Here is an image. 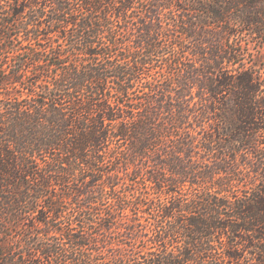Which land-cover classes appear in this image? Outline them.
Segmentation results:
<instances>
[{
    "label": "trees",
    "instance_id": "trees-1",
    "mask_svg": "<svg viewBox=\"0 0 264 264\" xmlns=\"http://www.w3.org/2000/svg\"><path fill=\"white\" fill-rule=\"evenodd\" d=\"M246 36L264 0H0V264H264Z\"/></svg>",
    "mask_w": 264,
    "mask_h": 264
},
{
    "label": "rangeland",
    "instance_id": "rangeland-1",
    "mask_svg": "<svg viewBox=\"0 0 264 264\" xmlns=\"http://www.w3.org/2000/svg\"><path fill=\"white\" fill-rule=\"evenodd\" d=\"M245 40L246 44L250 43L252 52L260 56L259 58H263L258 59V61L260 62L263 60L264 63V48L262 49V46L260 45L264 40H262L260 36H254L253 38L246 36Z\"/></svg>",
    "mask_w": 264,
    "mask_h": 264
}]
</instances>
